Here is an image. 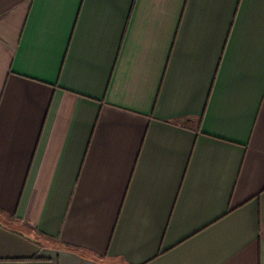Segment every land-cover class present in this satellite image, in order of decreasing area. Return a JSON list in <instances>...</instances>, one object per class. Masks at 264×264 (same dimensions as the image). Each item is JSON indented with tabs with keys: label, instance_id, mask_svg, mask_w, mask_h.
<instances>
[{
	"label": "crops",
	"instance_id": "0c3cea01",
	"mask_svg": "<svg viewBox=\"0 0 264 264\" xmlns=\"http://www.w3.org/2000/svg\"><path fill=\"white\" fill-rule=\"evenodd\" d=\"M0 264H264V0H0Z\"/></svg>",
	"mask_w": 264,
	"mask_h": 264
}]
</instances>
